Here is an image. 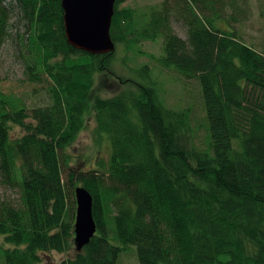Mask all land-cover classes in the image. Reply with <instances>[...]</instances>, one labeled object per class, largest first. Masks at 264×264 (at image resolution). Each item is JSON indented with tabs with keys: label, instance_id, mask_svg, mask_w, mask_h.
<instances>
[{
	"label": "trees",
	"instance_id": "obj_1",
	"mask_svg": "<svg viewBox=\"0 0 264 264\" xmlns=\"http://www.w3.org/2000/svg\"><path fill=\"white\" fill-rule=\"evenodd\" d=\"M7 1L0 49L18 41L28 80L49 86L31 107L0 89V184L18 194L0 199V263L72 248L80 185L96 232L58 264H118L130 246L138 264H264V38L258 48L244 41V0H163L144 12L114 2L113 42L161 36L158 61L197 82L198 111L165 106L147 65L143 83L118 79L122 90L101 95L112 53L68 44L61 0ZM90 120L109 154L84 170L67 149Z\"/></svg>",
	"mask_w": 264,
	"mask_h": 264
},
{
	"label": "rangeland",
	"instance_id": "obj_2",
	"mask_svg": "<svg viewBox=\"0 0 264 264\" xmlns=\"http://www.w3.org/2000/svg\"><path fill=\"white\" fill-rule=\"evenodd\" d=\"M162 1L125 0L119 5V8L130 6L144 12L150 5L161 4ZM243 3L251 11V14L246 17L247 20L241 21L239 24L244 33L243 39L247 44L258 48L259 41L264 38V17L259 16V5L264 6V0H244ZM229 11L231 10L228 7L225 13L228 15ZM173 23H175L173 24L175 31L182 38H185V28L183 25L177 22ZM235 26L239 30L238 23ZM17 29L20 32L23 31V28H20L19 25ZM162 39L160 36L153 41L142 40L129 49L122 41L113 42L115 47L111 52L109 70L113 72L114 76L106 75L102 72L98 75L99 81H102L103 86L100 94L108 96L113 95V92L122 90L125 85H119L120 80L118 79H130L136 83H143L147 78L140 73V68L147 65V68L150 70V76L157 83L156 88L161 93L162 97L160 96L159 99H161L165 106L176 109L180 106H186L189 102H193L196 106L195 111H198L199 99L197 96L199 92L197 82L193 79H187L184 75L178 73L173 66L167 68L160 65L158 56L161 54ZM18 46V41L8 40L0 49V89L8 95L22 98L29 107L45 103L48 99L47 90L49 83L46 79L39 82L28 80V77L24 74L25 66L23 58L17 53ZM98 55L101 56L102 54ZM130 87L135 88V85L133 84ZM88 123L87 128L79 133L76 142L67 149V152L72 156L71 165L84 170L97 167L96 163L99 160L106 161L109 154V147L106 141L102 140L98 144L95 143L96 137L93 134L94 123L92 120ZM106 140L108 141V139ZM15 192L14 189L0 184V199H14L18 196ZM73 196L75 209V199ZM74 248L75 246L73 245L65 253L47 251V253L41 254V262L39 264H58L62 259L71 257L74 254ZM118 264H138L134 246L127 247L122 251Z\"/></svg>",
	"mask_w": 264,
	"mask_h": 264
},
{
	"label": "water",
	"instance_id": "obj_3",
	"mask_svg": "<svg viewBox=\"0 0 264 264\" xmlns=\"http://www.w3.org/2000/svg\"><path fill=\"white\" fill-rule=\"evenodd\" d=\"M115 0H61L63 25L69 45L91 54H107L114 49L110 38L111 20ZM75 213L73 243L80 252L96 232L93 216V198L84 187L77 185L73 190Z\"/></svg>",
	"mask_w": 264,
	"mask_h": 264
}]
</instances>
